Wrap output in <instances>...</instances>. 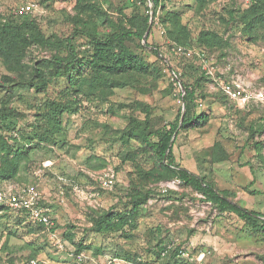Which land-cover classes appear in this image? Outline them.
Here are the masks:
<instances>
[{"label": "rangeland", "instance_id": "374dc122", "mask_svg": "<svg viewBox=\"0 0 264 264\" xmlns=\"http://www.w3.org/2000/svg\"><path fill=\"white\" fill-rule=\"evenodd\" d=\"M27 3L38 5L30 17L50 37L74 33L77 19H86L90 12L85 4L100 7L115 29L128 25L132 15L154 16L139 0H0V12L23 17L26 14L19 9ZM162 4L157 13H178L190 32L188 44L177 45L160 27L158 16L154 18L147 42L161 50L171 69L151 46L135 39L128 41L134 55L155 68L149 74L126 75L129 83L114 88L106 100L88 94L80 79L62 91L53 67L45 65L44 89L37 87L38 80L0 86V109L6 104L14 111L9 121L23 132L34 129L50 137L40 144L34 141L35 150L14 179L0 178V190L5 192L31 189L38 211L49 219L40 226L29 210L0 208V264H166L167 257L155 253L161 240L171 250L185 252L176 256V264H264V233L238 214L220 211L177 177L155 179L159 165L132 136L130 126L146 118L155 128L174 121L183 106L177 75L192 83L203 71L212 81L202 83L203 89H220L226 98L209 95L199 104L198 114L206 116L181 129L173 147L175 163L204 177L229 200L264 215L263 27L255 30L257 37L244 33L242 24L228 22L230 9L241 12L251 0ZM201 30L217 31L229 45L224 49L198 45ZM75 42L80 56H88L89 38L78 34ZM179 46L183 51L177 50ZM54 53L58 50L33 44L23 62L33 66ZM82 71L89 74L85 63ZM5 75L12 73L0 62V83ZM227 84L240 91V97L227 93L223 88ZM53 100L72 105L61 116L62 130L54 134L48 122ZM141 189L149 191V197L139 206L135 226L94 230V220L103 212L129 210L132 194Z\"/></svg>", "mask_w": 264, "mask_h": 264}, {"label": "trees", "instance_id": "16d2710c", "mask_svg": "<svg viewBox=\"0 0 264 264\" xmlns=\"http://www.w3.org/2000/svg\"><path fill=\"white\" fill-rule=\"evenodd\" d=\"M147 10H153L154 16L147 14H135L129 18L128 25L114 28L111 19L100 7L95 4H85L90 12L86 19L78 18L74 33L66 37L54 35L48 36L40 27L39 22L30 17L32 13H25L23 17H16L13 14L0 12V62L12 75L3 76L0 86L30 85L38 80L37 87L44 89L47 85L45 77L42 76V66L53 67L54 81L61 82L64 89L69 91L70 86H74V80L80 79L82 84L87 86V93L102 97L104 100L113 93V89L124 87L129 82L126 75L133 73L149 74L152 63H148L138 58L128 45V41L138 39L140 44L149 47L148 38L154 25V18L158 16V23L163 27L164 32L177 45H186L189 42L190 32L186 25L181 22L179 14L167 10L165 13H157V9L162 7V0H139ZM208 0H197L199 6H203ZM149 3L153 5L150 6ZM93 13H92V12ZM151 12V11H150ZM153 17V19H151ZM243 25V31L246 34H255L258 26L263 27L262 39L264 41V0H251V4L245 10L236 13L234 9L229 10V21ZM166 27V28H165ZM149 30L147 36L146 31ZM78 34H84L89 38L90 53L88 56H80L75 42ZM145 41L144 43H142ZM198 45L224 49L229 45L228 39L224 35L214 30H201L198 34ZM38 44L44 47H52L58 50V53L51 54L50 57L35 61L33 66L23 62L28 48ZM158 59L171 69L169 62L165 60L161 50L158 47L151 46ZM89 67V74L82 72V65ZM31 69V70H30ZM175 72V71H174ZM201 76L189 83L177 75L179 83L185 89L180 94L181 105L177 118L167 125L159 128L151 126L149 118L145 122L132 121L131 133L135 139L151 151L158 163V170L153 172L155 179H168L177 177L181 182L201 193L205 200L220 211H230L238 214L251 224L254 230L264 233V215L256 211H249L238 203L229 200L223 195L211 182L204 177L189 171L188 169L175 163V154L173 151L174 143L181 129L191 126L201 118H205L204 113L198 114L197 108L203 99L209 95L225 97L226 95L217 89L213 92L203 89L202 83L212 82L201 72ZM57 80V81H56ZM264 82V75L262 77ZM215 83V81H214ZM217 83V82H216ZM215 85L217 86V84ZM100 93V94H99ZM103 96H100V95ZM49 125L52 134L62 130L61 116L65 111L72 109V105L67 102L52 101L50 103ZM183 107L185 109L184 118L181 121ZM13 110L6 104L0 109V178L2 180L14 179L19 171L23 161L29 159V155L35 150L34 141L40 144V141H49V135L45 133L39 135L38 132L31 130L23 132L13 124ZM5 129V132H4ZM9 131L11 133H9ZM12 131L18 135L12 134ZM49 130L46 131L48 133ZM20 136V137H19ZM22 139L23 143H20ZM219 144H216V153ZM219 150V149H218ZM128 156H131L128 153ZM216 157H218L216 155ZM218 159H220L218 157ZM4 191V190H0ZM135 193V194H134ZM131 196V208L126 211H114L113 208L103 212L94 220V230L98 232H114L126 225L135 226L139 206L144 204L149 191L143 189L135 191ZM0 208L4 210L13 209L5 203H0ZM21 211V210H19ZM28 211L23 208L21 212ZM44 226L43 222L39 223ZM53 230V226L49 227ZM155 253L160 257H167L166 264H176V256H180V250H171L169 244L163 243V240L157 245Z\"/></svg>", "mask_w": 264, "mask_h": 264}, {"label": "built area", "instance_id": "2783aa9c", "mask_svg": "<svg viewBox=\"0 0 264 264\" xmlns=\"http://www.w3.org/2000/svg\"><path fill=\"white\" fill-rule=\"evenodd\" d=\"M38 10V5L36 3H27L20 6L19 12L20 13H33ZM178 51H183L181 46L177 47ZM207 61V59H206ZM224 90L227 93H231L235 97H240V91L235 90L231 85L227 84L223 86ZM247 96L245 95L243 100H247ZM181 181V180H180ZM0 203H5L6 205L12 207L13 209L18 208H26L31 212L36 219H39L41 222L49 223V219L47 216L43 215L42 212L38 211L36 207V194L33 193L31 189H25L21 192L13 193V192H0ZM184 254V251H180ZM180 253V254H181Z\"/></svg>", "mask_w": 264, "mask_h": 264}, {"label": "water", "instance_id": "95a60500", "mask_svg": "<svg viewBox=\"0 0 264 264\" xmlns=\"http://www.w3.org/2000/svg\"><path fill=\"white\" fill-rule=\"evenodd\" d=\"M148 32H149V30L147 31L146 35L148 34ZM180 85H181L182 92L184 93V92H185V89H184V87H183V85H182L181 83H180ZM184 113H185V109H184V107H183V112H182L181 121H182L183 118H184Z\"/></svg>", "mask_w": 264, "mask_h": 264}]
</instances>
